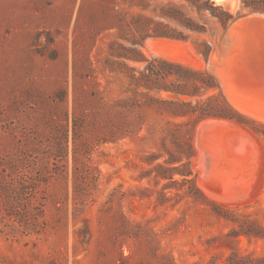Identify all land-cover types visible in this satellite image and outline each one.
<instances>
[{
  "label": "rangeland",
  "instance_id": "rangeland-1",
  "mask_svg": "<svg viewBox=\"0 0 264 264\" xmlns=\"http://www.w3.org/2000/svg\"><path fill=\"white\" fill-rule=\"evenodd\" d=\"M244 1L0 0V264H264V0Z\"/></svg>",
  "mask_w": 264,
  "mask_h": 264
},
{
  "label": "trees",
  "instance_id": "trees-1",
  "mask_svg": "<svg viewBox=\"0 0 264 264\" xmlns=\"http://www.w3.org/2000/svg\"><path fill=\"white\" fill-rule=\"evenodd\" d=\"M246 6H252V3H249L248 1H244ZM230 18V15H229ZM223 23L226 24L227 20L226 19H222ZM162 64H164L165 66H168L170 69H177L180 70L182 72H185L186 74H188L189 76L192 75H198L200 74V72H195L192 71L190 69L184 68L183 66L179 65V64H175V63H171V62H167V61H163ZM147 71H150V74L155 76L157 78V80L159 81L160 78L162 77H167L169 75H173V72H164L161 69H157L156 66L152 63L150 65H148ZM144 77H149L151 78V76H149L148 74H146ZM213 84L211 83H203V85L201 87H197V91L194 94H198L199 90H201L202 88H213ZM163 88H165L166 90H173L174 92H176L177 94H185V88H181V89H171L170 87L164 86ZM187 94V93H186ZM193 94V95H194ZM176 116H186L188 113L185 111H179L177 113H175ZM215 113H207L206 111H203L199 117H204L206 115H212V116H218L221 118H230L228 115H214ZM28 191V189H27ZM27 194V193H26ZM18 220L21 222L22 226L25 227L27 230L32 229V223L36 220H34L33 216H32V212L29 211H24V213L21 216L17 217Z\"/></svg>",
  "mask_w": 264,
  "mask_h": 264
},
{
  "label": "bare ground",
  "instance_id": "bare-ground-1",
  "mask_svg": "<svg viewBox=\"0 0 264 264\" xmlns=\"http://www.w3.org/2000/svg\"><path fill=\"white\" fill-rule=\"evenodd\" d=\"M207 127V126H206Z\"/></svg>",
  "mask_w": 264,
  "mask_h": 264
}]
</instances>
